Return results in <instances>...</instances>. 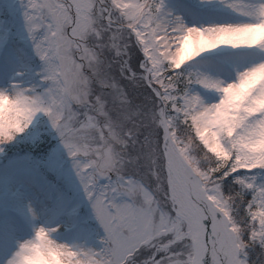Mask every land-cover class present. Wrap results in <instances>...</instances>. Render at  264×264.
<instances>
[{
	"label": "snow or ice",
	"instance_id": "snow-or-ice-1",
	"mask_svg": "<svg viewBox=\"0 0 264 264\" xmlns=\"http://www.w3.org/2000/svg\"><path fill=\"white\" fill-rule=\"evenodd\" d=\"M0 264H264V0H0Z\"/></svg>",
	"mask_w": 264,
	"mask_h": 264
}]
</instances>
